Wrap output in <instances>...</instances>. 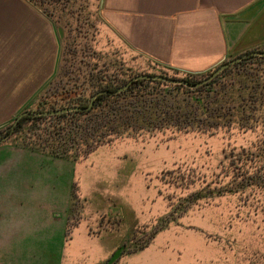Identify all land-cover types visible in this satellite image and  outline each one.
I'll return each mask as SVG.
<instances>
[{"label": "rangeland", "instance_id": "1", "mask_svg": "<svg viewBox=\"0 0 264 264\" xmlns=\"http://www.w3.org/2000/svg\"><path fill=\"white\" fill-rule=\"evenodd\" d=\"M82 1L89 23L69 30L62 48L66 69L80 66L85 48L92 56H85L83 69L96 67L117 82L162 69L186 75L115 48L104 34L99 48H91L101 0ZM260 67L264 71V62ZM74 76L63 84L82 83V74ZM55 87L36 102L63 85ZM191 96L166 84L143 85L116 103L123 125L109 119L96 136L90 128L99 118L83 127L56 125L57 119L14 130L0 145V264H106L123 244L115 264H264V179L238 187L217 181L224 151L250 148L264 132L215 130L210 123L194 131L181 119L179 127L163 119L167 112L194 113ZM164 97L179 104L164 103ZM36 102L3 125L0 138ZM54 142L62 145L59 157L41 150Z\"/></svg>", "mask_w": 264, "mask_h": 264}, {"label": "crops", "instance_id": "2", "mask_svg": "<svg viewBox=\"0 0 264 264\" xmlns=\"http://www.w3.org/2000/svg\"><path fill=\"white\" fill-rule=\"evenodd\" d=\"M59 28L31 0H0V128L58 77ZM103 34L157 66L206 73L264 48V0H101L91 48Z\"/></svg>", "mask_w": 264, "mask_h": 264}, {"label": "trees", "instance_id": "3", "mask_svg": "<svg viewBox=\"0 0 264 264\" xmlns=\"http://www.w3.org/2000/svg\"><path fill=\"white\" fill-rule=\"evenodd\" d=\"M31 1L52 17L60 28H63L65 32L63 40L69 39V30L72 31L73 28L76 30L81 29L84 25L80 24L89 23V17H82V12L86 10L84 1L82 0ZM79 1H81V3H79ZM74 23H76V26L73 27ZM82 49L84 53V56L82 55L83 60L80 61V66L74 70L71 67H67L66 69V66H63V61H66V59L62 52L59 74L52 86H56L55 88L57 89L60 84H62L63 87H60V89L51 94L41 96L43 98L38 102L35 101L36 104L33 109L31 108V111L56 110L69 106H87L91 96L96 92L101 90L114 91L128 82L127 80H120L117 82L115 77L113 78L108 75L106 71L96 70V67H90L89 70L85 68L84 70L83 67L89 64L88 62H83L85 61V56H92V54L85 51V48ZM257 50L264 51L263 48H258ZM263 62L264 56L251 55L226 68L216 76L210 84H205L198 88H190L183 84H171L163 80L138 79L134 81L129 88L118 94L103 93L99 95L93 108L87 111L76 110L58 115L24 116L17 125L14 133L17 134L22 131L28 122L48 120L54 123V120L58 119L55 121L57 123L56 125H59V122L71 124L70 122L72 121V123H78V125H87L89 122L86 120L99 118L100 122L98 119L96 121L98 124L90 128L95 136L97 135L96 132L99 130V135L100 125L105 126L109 119H111L110 122L112 124L119 122L120 125H123L121 121L124 122V120L117 116V110H119L116 106L117 102L121 101V99L125 100L126 98H130L136 89L139 87L141 88L143 85L146 87V85L152 83L182 88L185 89L188 95H192L188 101L191 107L195 108L191 109L194 113L178 112L177 114L169 115L167 112L163 116V119L168 121L172 126L179 127L183 123H186V127L194 128L195 130L192 129L194 131H201L210 123V128L215 130L224 127L227 129L236 127L244 131H254L261 128L264 132V71H262L260 67V64ZM71 66L73 67L72 64ZM69 70H72L70 71V77ZM214 70L208 71L209 74ZM75 71L78 73V77H81V74L83 75L82 83L75 82L73 87H66L62 82L63 78H66L68 80L67 82H70L75 79ZM175 71L178 72L177 70ZM246 71H250V73L246 74ZM206 73H186L182 78L191 83H197L203 80L202 77H204ZM158 74L169 76L163 69ZM107 75L110 78H108ZM171 77L181 78L177 76ZM58 82L61 83L58 84ZM168 102L171 103V106H177V104H179L171 97H169V99L164 97V103ZM59 104L62 105L59 106ZM134 119L139 121L140 116H136ZM176 120H179L181 125H178L179 123H176ZM143 121H146V119ZM85 125H82V127ZM75 135L77 136L79 134ZM48 145L51 146L48 147ZM44 146L41 148L42 151H46V148H48V151L52 153H50L51 156L55 155L59 157L57 154L60 153L58 151L61 149L62 145L58 148L57 144L54 142L52 144L47 143ZM36 149L37 147L29 148V150L32 151H36ZM61 157L64 158L63 156ZM221 167L222 170L218 174L217 181L220 183L227 182V186L229 187L230 185H237L236 187L241 184L251 185L254 184L256 180L264 179V135L259 139L256 145L254 144L250 148L233 147L229 150H225Z\"/></svg>", "mask_w": 264, "mask_h": 264}, {"label": "water", "instance_id": "4", "mask_svg": "<svg viewBox=\"0 0 264 264\" xmlns=\"http://www.w3.org/2000/svg\"><path fill=\"white\" fill-rule=\"evenodd\" d=\"M59 34H60V36L64 35V31L62 28H59ZM251 55L264 56V51L263 50H254L251 52H246V53H244L240 56H237L231 60H227V61L221 63L218 67H216L210 76H208L207 78H205V79H203L197 83H191L190 81L183 79V78H173L171 76H166V75H162V74H142V75H138V76H135L134 78L130 79L126 84L122 85L117 90H114V91L101 90V91L96 92L95 94H93L91 96L90 101H89L87 106H69V107L60 108V109H56V110H43V111L25 110L15 119L14 124L7 130L6 134L0 138V145L11 136L12 132L16 129L20 120L24 116H27V115L28 116L58 115V114L76 111V110L87 111V110H90L91 108H93L95 101L99 95H101L103 93L118 94V93L126 90L127 88H129V86L134 81H136L138 79L163 80V81L171 83V84H183V85L188 86L190 88H198V87L203 86L205 84H210L213 81V79L216 76H218L221 72H223L226 68H228L229 66H231V65H233V64H235V63H237V62H239V61L243 60L244 58L249 57ZM125 248H126L125 244L118 247L114 251V253L110 256V258L107 260L106 264H115L121 258L123 253L125 252Z\"/></svg>", "mask_w": 264, "mask_h": 264}]
</instances>
